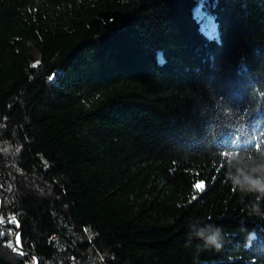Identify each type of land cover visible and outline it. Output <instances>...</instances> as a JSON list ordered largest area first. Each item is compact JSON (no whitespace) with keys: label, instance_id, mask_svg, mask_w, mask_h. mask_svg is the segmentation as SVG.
<instances>
[{"label":"trees","instance_id":"16d2710c","mask_svg":"<svg viewBox=\"0 0 264 264\" xmlns=\"http://www.w3.org/2000/svg\"><path fill=\"white\" fill-rule=\"evenodd\" d=\"M261 166L264 0H0V264H264Z\"/></svg>","mask_w":264,"mask_h":264},{"label":"clouds","instance_id":"9594fccd","mask_svg":"<svg viewBox=\"0 0 264 264\" xmlns=\"http://www.w3.org/2000/svg\"><path fill=\"white\" fill-rule=\"evenodd\" d=\"M257 171H259L261 175L254 176L238 170L237 175L229 173L228 178L234 185L240 186L242 191L259 192L264 194V166H261L260 169L252 170L253 173ZM253 210L258 211V206L253 205ZM194 235L203 240L206 246H213L217 249L222 247L223 238L221 236V229L219 228H214L213 226L208 225L205 228L194 231Z\"/></svg>","mask_w":264,"mask_h":264},{"label":"rangeland","instance_id":"374dc122","mask_svg":"<svg viewBox=\"0 0 264 264\" xmlns=\"http://www.w3.org/2000/svg\"><path fill=\"white\" fill-rule=\"evenodd\" d=\"M203 26L207 28L210 34H214L216 32V23L213 19H203Z\"/></svg>","mask_w":264,"mask_h":264},{"label":"snow or ice","instance_id":"6c2138e0","mask_svg":"<svg viewBox=\"0 0 264 264\" xmlns=\"http://www.w3.org/2000/svg\"><path fill=\"white\" fill-rule=\"evenodd\" d=\"M197 187H202V185H197ZM0 234H2V233H0ZM16 242H17V244L19 243V236L16 237Z\"/></svg>","mask_w":264,"mask_h":264}]
</instances>
